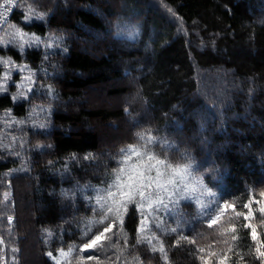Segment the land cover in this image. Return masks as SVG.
I'll return each mask as SVG.
<instances>
[{"label": "trees", "instance_id": "1", "mask_svg": "<svg viewBox=\"0 0 264 264\" xmlns=\"http://www.w3.org/2000/svg\"><path fill=\"white\" fill-rule=\"evenodd\" d=\"M122 18L140 23L135 41L115 36ZM11 25L53 41L23 53L0 45L1 56L34 73L26 97L13 99L16 85L0 93L4 252L16 249L17 264H55L47 254L66 249L62 264H264V3L19 0ZM97 88L105 101L92 94ZM37 105L49 113L32 125ZM120 122L121 132L106 128ZM143 143L167 165L190 163L218 194L202 217L180 201L163 227L151 224L152 244L164 253L140 236L135 201L122 211V226L116 217L100 224L92 192L112 180L125 148Z\"/></svg>", "mask_w": 264, "mask_h": 264}, {"label": "rangeland", "instance_id": "2", "mask_svg": "<svg viewBox=\"0 0 264 264\" xmlns=\"http://www.w3.org/2000/svg\"><path fill=\"white\" fill-rule=\"evenodd\" d=\"M258 3L260 4V7H261V5H263V3H264V0H258ZM150 5H152L151 6L152 11H156L159 15L164 14V10L161 9V7L157 8L156 7L157 5L154 3H152ZM260 11L261 10H259V12ZM262 15H263V10H262ZM165 18L168 22L172 21V17L170 15H165ZM12 26H15V25L7 26L6 29L3 31V33L0 37V45L3 47H15L18 49V47L15 46L13 43V40L16 38H14L12 35V32H13ZM15 27H17V26H15ZM21 31H23V30L21 29ZM23 32H26V31H23ZM26 33L29 35H36L34 33H29V32H26ZM140 34H141L140 23H135L134 20H132L131 18H122V19H119L117 21L115 36L120 38L122 42L128 43V41H130V42L135 41ZM37 36H39V35H37ZM90 36L92 37V35H90ZM94 38L95 37H92V39H94ZM52 41H53L52 37H41V43L38 46H42V47H45L46 49H50L52 47ZM36 46L37 45H33L31 47L26 46L25 50L28 48H35ZM145 47L147 48L148 45H145ZM18 51H19V49H18ZM0 58L7 59L10 57L0 55ZM13 65H15L16 67H14ZM13 65L5 66L4 64L0 63V85H5V81H4L3 77H4L5 73H8L10 75L11 79L7 81L6 88L16 85V96L19 93L23 92L24 93L23 97H26L31 92V91H29V88H31V90L33 89V83L31 85H29L27 83V81L24 79L26 76L29 75V71L28 70L21 71L20 68L18 67V66L26 65L24 63H17L15 61H13ZM17 76H19V80L16 79ZM203 78L205 79V77H203ZM220 78H221V73L218 72V74L216 75V81H218ZM21 85H23V87H21ZM219 85H221V83H219ZM91 91H92V94L96 95V98H99V100L105 101L106 97L103 94L104 92L102 91V89L97 88V89H93ZM195 93L198 94L197 92H195ZM114 102H115V100H113V101L110 100V104L114 105ZM207 110H208V108H207V106H205L203 109V113H202L203 117L204 116L206 117ZM48 113H49V109L47 107L37 105L35 109L31 110L27 121H29L30 124H32V125H36L38 123V121L40 119L45 118ZM143 115L145 117L151 116L146 111L143 113ZM4 117H6L8 119V121L11 120L9 118L8 112L6 114H4ZM205 117H204V120H205ZM18 123H21V122L19 121ZM106 128H108L109 131H111L112 133H118V132H121V130L125 129V125L120 122L119 124H117V127H111V126L109 127V125L108 126L106 125ZM129 148H135L141 152V157H138V158L134 157L133 160L131 161V163H136L140 159H143L145 162H147V156L148 155H151L152 157H154L155 160L160 161V160H158L157 156L152 153L148 144L143 143V144H139V145L129 146L123 150V157L121 158V162L118 166V169L120 167L124 166L122 161L124 159V156L129 154L127 152V150ZM177 168H187L188 169V176H187L186 180H184L183 182H180L178 177L173 175L171 177V179L174 181V183L170 184V185H166L167 191L157 190L155 188L154 184L152 187L145 190L146 196L149 193H151L152 208L148 207L149 201L145 200V201H143V204H144L143 209L139 210V212L141 214V221L143 220L145 222L144 226H143L144 230L141 231L142 224L140 221L139 233H140L141 237L151 238L153 236L154 232L152 234H150L151 224L156 226V224L158 222L161 225L159 228L163 227V225L166 224L169 220V217H170L169 216V210L174 208V207H177L179 205L180 201L191 202L193 204L194 209H195L196 217H202L205 213H209L212 210L213 205L216 202V197L218 194L216 193L215 190H213L207 184H205L203 181H201V179L198 176H195L193 174V172H192L193 167L191 166L190 163L177 165V166H170V165H167L165 162H162V164L160 166V171L162 173L167 174V173H169L170 169H177ZM118 169L115 172L112 180L107 185H105L103 187H98L96 189H92V192H94V198H95L96 202H97L98 197H105V199L107 200V204L112 203V199L107 197V191L109 189H111L112 191H116V189H115V187H113V185L116 181V175H117ZM147 174L150 175L151 177L155 178L156 170L152 169ZM162 179H165V177H162ZM115 199L118 201L119 196H117ZM157 200H159V203H157ZM134 201L135 202L140 201V197H138V196L134 197ZM95 207H96V210L100 216V221L105 220L104 219L105 216H107V218H115V216L113 214L108 213L107 207L101 208L100 204H98V203H96ZM30 208H31V206H30ZM122 211L123 210H121V213H122ZM142 213H143V215H142ZM9 217H11V216H9ZM175 217L176 216L174 215V213H171L172 220ZM12 220H13V218H12ZM7 223L8 224L12 223V221H11V223H9L8 217H7ZM5 248H6V243H5ZM7 250H9V253H7L6 251L4 252L3 246H0V264H17L14 256L11 253L12 249L10 247H7ZM60 251L61 250H59L57 252V254L53 256L54 258H50L51 261L55 262L58 259V260H61L63 262L72 253V250H71V252H69V249L63 250L65 253H68V255L61 257L59 255Z\"/></svg>", "mask_w": 264, "mask_h": 264}, {"label": "snow or ice", "instance_id": "3", "mask_svg": "<svg viewBox=\"0 0 264 264\" xmlns=\"http://www.w3.org/2000/svg\"><path fill=\"white\" fill-rule=\"evenodd\" d=\"M15 0H5L4 4H0V18L6 17L8 12L11 11L12 6H14ZM171 11V9H169ZM37 19H43L42 16H37ZM31 16H25V21L29 22L31 21ZM13 32L12 35L14 38L13 43L15 46L18 47L19 51L23 53L25 51L26 46H33V45H39L41 43V37L37 35H29L26 32L21 31L20 28L12 26ZM0 63L4 64L5 66L13 65V61L11 58L3 59L0 58ZM16 67L15 65H13ZM21 71L28 70L29 75L26 76L24 79L27 81L29 85L33 83V76L34 73L31 72V70L28 68V65H22L18 66ZM5 81V85H0V92H5L6 89V83L8 80L11 79L10 75L8 73H5L3 77ZM23 87V85H21ZM29 91H31V88H29ZM24 96V93H19L16 97H13V99H19ZM129 153L128 155L124 156V159L122 161L123 165L118 169L117 175H116V181L113 185L115 187L116 191H112L109 189L107 191V197L112 199L111 204H107V200L105 197H98L97 203L100 204L101 208L107 207L108 213L113 214L116 218L119 219L120 225H123V216L121 215V210L127 211V205L134 202V197L138 196L140 197V201H136V207L139 210H142L144 207L143 201L147 200L149 201L148 207L152 208L151 203V193H149L147 196L145 195V190L152 187L153 184L155 185V188L159 191H167L166 185L173 184L174 181L171 179V177L174 175L178 177L180 182H183L187 179L188 176V169L187 168H177V169H170L169 173L165 174L160 171V166L162 164L161 161H157L152 157L151 155L147 156V162H145L143 159L138 160L136 163H131L134 157H141V152L138 151L135 148H129L127 150ZM154 161V162H153ZM152 169L156 170V176L155 178L151 177L147 173L150 172ZM162 177H165V179H162ZM119 196V200L117 201L115 198ZM5 199H7V194H5ZM157 203H159V200H157ZM247 207V205H245ZM262 212H264V208L261 209ZM143 215V213H142ZM104 219H107V216H105ZM9 223H11L12 218L8 217ZM100 224L104 223V220L99 221ZM144 221H141L142 227L141 231L144 230ZM211 223H215V221H211L209 226H211ZM160 223L157 222L156 227H160ZM112 228V225H108L103 228L102 231H99L97 234L91 235L88 237V242L84 243L82 245L81 251L85 249L92 248L98 244V242L101 241V238L105 236L106 233L110 232ZM179 228V225L177 227H173L170 229V232H177ZM85 235L87 236L88 233L86 232ZM252 237L253 239H256V231L253 228L252 229ZM147 240V243L152 244V240H155L156 237L153 234L151 238H145ZM140 241H138L139 243ZM3 241L0 240V244H2ZM13 252L16 251V249H12ZM152 251L156 252L159 251L161 253H164L165 249L163 247V244L160 245L159 248L156 247V245L152 244ZM259 252V249H257ZM69 252H71V249H69ZM50 258L53 257V253L49 252L47 254ZM59 255L61 257H64L68 255V253H65L63 250L60 251ZM261 257H264V252L260 253ZM89 259H93V257L90 255ZM166 259V257H165ZM55 264H62L61 260H56ZM82 264V261H81ZM223 264V262H222Z\"/></svg>", "mask_w": 264, "mask_h": 264}, {"label": "built area", "instance_id": "4", "mask_svg": "<svg viewBox=\"0 0 264 264\" xmlns=\"http://www.w3.org/2000/svg\"><path fill=\"white\" fill-rule=\"evenodd\" d=\"M16 1H17V0H15V3H16ZM4 2H5V0H3V1L1 2V4H4ZM14 7H15V4H14V6H12L11 11L8 12V14H7L6 17L0 18V29H1L2 27H4L5 24L9 21V19H10V17H11V14H12V11H13ZM0 11H2V9H0Z\"/></svg>", "mask_w": 264, "mask_h": 264}, {"label": "water", "instance_id": "5", "mask_svg": "<svg viewBox=\"0 0 264 264\" xmlns=\"http://www.w3.org/2000/svg\"><path fill=\"white\" fill-rule=\"evenodd\" d=\"M88 250H89V249H85L84 251H85V252H88Z\"/></svg>", "mask_w": 264, "mask_h": 264}]
</instances>
